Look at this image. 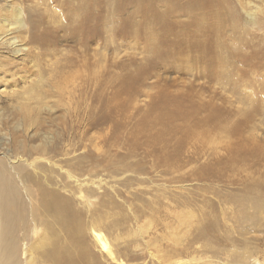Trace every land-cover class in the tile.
Masks as SVG:
<instances>
[{
	"label": "rangeland",
	"instance_id": "rangeland-1",
	"mask_svg": "<svg viewBox=\"0 0 264 264\" xmlns=\"http://www.w3.org/2000/svg\"><path fill=\"white\" fill-rule=\"evenodd\" d=\"M166 1L92 0L91 29L43 44L17 29L24 50L12 56L2 23L15 8L68 10L0 0V157L58 141L51 160L72 180L37 153L26 169L63 194L71 185L79 239L102 264H264V0H201L200 31L187 23L197 8L179 12L196 2ZM17 180L34 211L36 184ZM39 246L43 264L51 243Z\"/></svg>",
	"mask_w": 264,
	"mask_h": 264
},
{
	"label": "bare ground",
	"instance_id": "bare-ground-1",
	"mask_svg": "<svg viewBox=\"0 0 264 264\" xmlns=\"http://www.w3.org/2000/svg\"><path fill=\"white\" fill-rule=\"evenodd\" d=\"M78 1L79 3L82 2L83 5H72L69 0H63V7L68 10V13H66L61 20L59 18L57 19L56 16L48 19V16L43 10L36 12V9H33L30 10L31 14L29 12L24 14L25 12L20 8H15L12 20L4 19L2 23L4 26V34L2 35L4 37L3 41L9 42L11 47L13 46L11 49L12 56L24 50V46L18 43L17 37L15 35H10L17 31V29L25 28V33H27L30 38H33L32 40L36 41L39 39V43L42 44L43 41L47 39H54L57 37V31L60 29L71 35L79 33L82 30L85 31L88 28L91 29L94 3L91 2L92 0ZM166 2H171V0H167ZM195 2L197 6L193 4ZM197 2L202 1L193 0L192 7H182L179 12H182V10L183 12L187 11L193 7L197 8L194 9L196 10L195 14L192 11V16H190V19L193 21L187 23L193 27H197L200 31V21L210 8V5L209 3H204V6L199 8ZM30 8L33 7L31 6ZM158 17L160 18V16ZM99 22H105V18L102 17ZM89 32L91 33V30H89ZM84 33L83 35H85ZM6 35L10 36L6 37ZM29 94H31L32 99L36 100V103L39 102V91L37 92V90L32 89ZM31 109L27 107V109L24 110L23 117H25V119H32V117H34L29 115ZM36 121L37 120L33 118V120L29 122V126ZM19 144V147L15 149L13 155L4 153V158L0 157V264H36L33 253H35V251L41 247L39 245L44 244V242L46 245L51 243L48 249L42 248V250H40V256L45 264H102L99 259L94 256L92 257L93 254L90 253V250L84 244L83 240L79 239L84 228L74 208V200L72 197L73 189L71 185L67 183L69 194H63L57 189L58 187L55 186L56 182L50 175L44 173L41 178L36 179L37 175L35 174H37V171L35 169H33V171L26 169L27 166H31L34 163L33 160L29 161V158L37 153L39 155L38 157L36 156L38 160L43 159L51 165L52 169L46 167L48 173L54 172L56 170L54 167H57L59 169L58 173L61 176H66L68 179L72 180V178H74L72 170L66 169L62 172L63 167L51 160L56 154H59L58 141L51 144L49 147L43 141L36 145L29 146L26 144L23 145L22 143ZM47 154L50 155L46 156ZM34 160L36 162L38 161L36 159ZM41 160L36 163L37 166H43L44 163H42ZM73 160V156H71L70 159L68 158L71 165L73 164ZM16 179L22 182L21 188L24 189V191H26L24 183L32 182V184H36L39 197L37 207L34 211L32 209L30 212L27 211V204L22 196H20L19 185L17 183L19 181H16ZM29 203L31 202L29 201ZM37 218L39 219V222L37 221L38 224H36ZM38 227L41 229V235L38 239L33 240L32 237L37 232ZM17 231H22V235L27 237L24 246H21V237L18 236L19 234L16 233ZM61 236L65 237L60 239ZM95 236L101 241L102 246L109 250L105 239L98 234ZM52 237L55 239H52ZM108 252L109 256H112V252Z\"/></svg>",
	"mask_w": 264,
	"mask_h": 264
}]
</instances>
